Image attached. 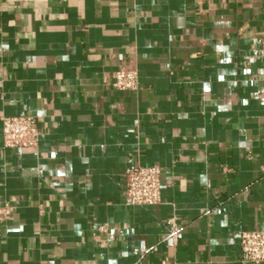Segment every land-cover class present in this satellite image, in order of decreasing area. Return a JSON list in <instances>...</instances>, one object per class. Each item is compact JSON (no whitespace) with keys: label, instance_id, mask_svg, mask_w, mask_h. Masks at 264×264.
<instances>
[{"label":"crops","instance_id":"obj_1","mask_svg":"<svg viewBox=\"0 0 264 264\" xmlns=\"http://www.w3.org/2000/svg\"><path fill=\"white\" fill-rule=\"evenodd\" d=\"M263 32L264 0H0V264H254ZM128 63L140 89L105 82ZM18 115L37 148L5 146ZM136 164L160 166L161 203L127 204Z\"/></svg>","mask_w":264,"mask_h":264},{"label":"built area","instance_id":"obj_2","mask_svg":"<svg viewBox=\"0 0 264 264\" xmlns=\"http://www.w3.org/2000/svg\"><path fill=\"white\" fill-rule=\"evenodd\" d=\"M199 3L202 0H197ZM262 47L255 50L250 60L264 59V32L261 35ZM105 82L118 90H138L141 88L138 69L135 64L128 63L111 73ZM4 144L7 147L37 148L41 131L38 120L32 115L8 116L3 119ZM264 171V166L262 167ZM126 202L128 205H156L162 202L161 168L158 165H132L125 170ZM13 206L0 201V222L12 218ZM103 229V228H101ZM181 233L176 216L169 220L167 240L177 244ZM241 245L245 258L254 263L264 262V230H248L241 234ZM168 264V258L160 260Z\"/></svg>","mask_w":264,"mask_h":264}]
</instances>
